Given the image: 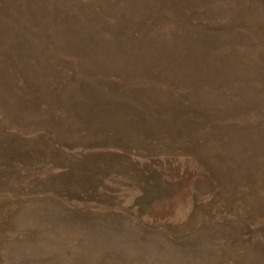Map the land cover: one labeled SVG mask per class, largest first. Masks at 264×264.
Here are the masks:
<instances>
[{"label":"rangeland","instance_id":"374dc122","mask_svg":"<svg viewBox=\"0 0 264 264\" xmlns=\"http://www.w3.org/2000/svg\"><path fill=\"white\" fill-rule=\"evenodd\" d=\"M0 264H264V0H0Z\"/></svg>","mask_w":264,"mask_h":264}]
</instances>
